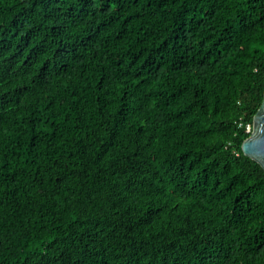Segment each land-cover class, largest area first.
Masks as SVG:
<instances>
[{"label": "trees", "instance_id": "16d2710c", "mask_svg": "<svg viewBox=\"0 0 264 264\" xmlns=\"http://www.w3.org/2000/svg\"><path fill=\"white\" fill-rule=\"evenodd\" d=\"M263 99L264 0H0V264H264Z\"/></svg>", "mask_w": 264, "mask_h": 264}, {"label": "water", "instance_id": "95a60500", "mask_svg": "<svg viewBox=\"0 0 264 264\" xmlns=\"http://www.w3.org/2000/svg\"><path fill=\"white\" fill-rule=\"evenodd\" d=\"M244 153L259 162L264 168V99L254 116L251 135L242 145Z\"/></svg>", "mask_w": 264, "mask_h": 264}, {"label": "built area", "instance_id": "2783aa9c", "mask_svg": "<svg viewBox=\"0 0 264 264\" xmlns=\"http://www.w3.org/2000/svg\"><path fill=\"white\" fill-rule=\"evenodd\" d=\"M252 126L250 124H247V130L250 131Z\"/></svg>", "mask_w": 264, "mask_h": 264}]
</instances>
